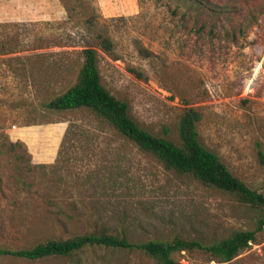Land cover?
I'll list each match as a JSON object with an SVG mask.
<instances>
[{"label":"rangeland","instance_id":"obj_1","mask_svg":"<svg viewBox=\"0 0 264 264\" xmlns=\"http://www.w3.org/2000/svg\"><path fill=\"white\" fill-rule=\"evenodd\" d=\"M206 3L216 12L196 24L175 0H0V43L10 49L0 57V125L33 164L46 165L20 173L13 155L0 158V246L30 248L102 226L136 242L206 244L255 228L256 213L233 196L165 169L92 112L45 106L76 82L82 51L93 46L103 84L141 127L175 139L182 114L198 110L203 145L264 194V0ZM97 33L112 40V54ZM175 259L220 264L201 250ZM0 264L157 262L141 250L92 248ZM228 264H264V232Z\"/></svg>","mask_w":264,"mask_h":264},{"label":"trees","instance_id":"obj_2","mask_svg":"<svg viewBox=\"0 0 264 264\" xmlns=\"http://www.w3.org/2000/svg\"><path fill=\"white\" fill-rule=\"evenodd\" d=\"M175 1H181L188 6L186 12L195 16L196 24L200 23V16L206 10L216 12L214 5L208 6L206 0ZM186 14L184 13V16ZM70 18H73L71 14ZM94 20L93 15L86 17V22L93 23ZM6 26L0 24V27ZM94 38L104 52L112 54L114 44L108 36L97 33ZM82 52L84 60L76 82L46 103V108L53 111L92 112L126 141L154 157L165 169L192 177L205 187L233 196L241 205L256 213L255 228L234 230L228 236L206 244L198 239L180 236L169 241L136 242L128 239L124 229L114 231L102 226L83 234H73L66 239H49L30 248L11 249L0 246V257L29 261L49 257L73 258L88 249L102 248L141 250L154 258L157 264H179L175 259L176 254L201 250L210 255L211 261L228 264L257 242L259 234L264 232V194L236 177L216 153L203 145L198 129L202 119L201 113L194 108L187 109L180 118L175 139L144 129L131 117L128 104L112 94L103 84L99 69V51L93 46H86ZM8 53L9 47L0 43V57ZM20 149L22 151L19 153ZM10 154L21 164L18 168L20 173H23L21 166L24 165L31 171L33 168L46 166L33 164L24 143L12 141L7 127L0 125V158ZM260 155L264 161V155ZM16 181L20 187L26 183L22 175H17Z\"/></svg>","mask_w":264,"mask_h":264}]
</instances>
